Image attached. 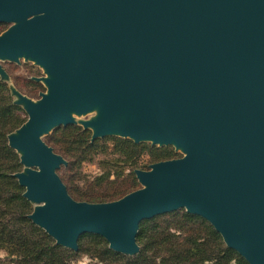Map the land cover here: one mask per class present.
<instances>
[{
    "label": "water",
    "instance_id": "water-1",
    "mask_svg": "<svg viewBox=\"0 0 264 264\" xmlns=\"http://www.w3.org/2000/svg\"><path fill=\"white\" fill-rule=\"evenodd\" d=\"M0 24V79L1 62L44 74L37 100L9 87L27 116L7 143L32 224L73 252L92 234L132 257L143 221L184 210L264 264V0H0ZM70 125L181 157L134 170L140 188L118 200L78 202L43 140Z\"/></svg>",
    "mask_w": 264,
    "mask_h": 264
},
{
    "label": "trees",
    "instance_id": "trees-1",
    "mask_svg": "<svg viewBox=\"0 0 264 264\" xmlns=\"http://www.w3.org/2000/svg\"><path fill=\"white\" fill-rule=\"evenodd\" d=\"M23 122L21 109L13 105L7 84L0 80V253L5 254L8 264H76L81 256L90 264H248L226 247L207 221L184 210L143 221L136 236L140 251L132 257L114 253L103 238L92 234L79 237L77 252L56 245L26 218L32 205L22 197L24 189L11 177L22 167L18 155L8 146L7 135ZM89 138V131L67 126L57 129L47 140L54 152L68 160L62 181L76 201L117 200L137 186L134 170L141 169L144 155L150 157V163L177 157L170 147H150L114 137L90 143ZM107 142L117 157L105 163L108 167L103 175L85 181L86 190L80 189L73 181L79 180L82 164L104 151L106 145L100 144Z\"/></svg>",
    "mask_w": 264,
    "mask_h": 264
},
{
    "label": "rangeland",
    "instance_id": "rangeland-1",
    "mask_svg": "<svg viewBox=\"0 0 264 264\" xmlns=\"http://www.w3.org/2000/svg\"><path fill=\"white\" fill-rule=\"evenodd\" d=\"M8 27H9V25H7V24H0V34H2L4 31H6ZM1 65H2V68L4 69V71L6 72V74L8 75V80L7 81H3L1 79L0 80L7 84V87L9 90V95L12 99V103L14 101V97L11 96V92H10L9 87H12L17 92H19L20 94L30 98L31 100L39 99V94L45 92V88H44L42 83H37V82H34L31 80V78L43 77L44 74H43L42 69L34 66L32 63H29V62L25 63L23 61H21L19 65H16L14 63H9V62H1ZM17 107H19V106H17ZM19 108L21 109V107H19ZM21 111H22V117L24 118L23 123H25V121L27 120V116L22 109H21ZM90 117H91V115H88V116H85V117H82L79 119L87 120ZM70 126H76V125H70ZM76 127H79L82 131H88V130H83L80 126H76ZM59 128H56L50 134H48L47 136H45L43 138L44 142L47 145H48L47 140L50 139L52 137L53 133ZM90 136H91V133H90ZM105 138H111V137H105ZM105 138L97 139L95 141H101ZM114 138H118V137H114ZM120 139H122V138H120ZM126 140H128V139H126ZM89 142H90V138H89ZM92 143H94V142H92ZM140 144H148L150 147H156V148H168V147L151 146L149 143H140ZM100 145H103V146L106 145L107 148L104 150L105 152L101 151L100 153H97L96 155H94L90 161L84 162L81 166V169H80L81 175L79 177V180H77L75 182L73 181V183H75L82 190H86V187L88 186V182H85L86 180L87 181H93V179L103 175L105 168L108 167V165H106L105 163H108V161L117 157V155L113 154L111 151L112 150V144L110 142H107L105 144L101 143ZM48 146H50V145H48ZM50 147L52 148V146H50ZM170 148L172 149L173 153L177 156L176 158L181 157L180 153L175 152L172 147H170ZM53 151H54V149H53ZM56 154H58V153H56ZM58 155H60V154H58ZM60 156H62V155H60ZM18 158H19V156H18ZM176 158H174V159H176ZM163 161H165V160H163ZM66 162H67V165L65 167L68 166V160H66ZM158 162H160V161H158ZM154 163H157V162H154ZM154 163H150V157L148 155H144L140 160L141 169H139V170H148V167ZM65 167L62 166L57 171V174L59 175L61 180H64V170L63 169ZM21 170H22V168H21ZM127 172L128 171H126V173ZM109 179H111V180L114 179V175H111ZM135 179H136V177H135ZM136 183H137V186L135 187L134 190H132L130 192H133V191L140 188V185L138 184L137 180H136ZM95 190H98V187ZM69 196L71 197V195H69ZM71 198L73 199V197H71ZM73 200H75V199H73ZM78 202H85V201H78ZM103 203H105V202H103ZM32 208H33V205H32ZM5 257L6 256L4 253H0V264H8V262L5 260ZM76 264H90V262L86 257L81 256L76 261Z\"/></svg>",
    "mask_w": 264,
    "mask_h": 264
}]
</instances>
